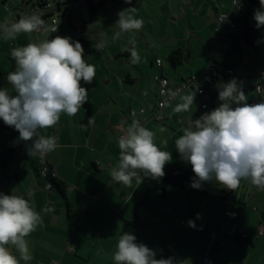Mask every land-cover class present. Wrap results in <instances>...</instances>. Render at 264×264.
<instances>
[{"label": "crops", "instance_id": "1", "mask_svg": "<svg viewBox=\"0 0 264 264\" xmlns=\"http://www.w3.org/2000/svg\"><path fill=\"white\" fill-rule=\"evenodd\" d=\"M16 2L18 4L15 6ZM27 2L28 0H14L13 5L17 15L13 17L21 18L28 8L30 10V5H26ZM170 2L171 0H132L131 4L124 2L121 5L107 2L106 6L98 11L89 24L91 52L84 54L85 62L94 65L96 69L91 84L81 82L82 86L88 89L87 107L83 106L72 117L62 113L54 128L41 130L42 135L57 137V148L61 149L59 153L52 151L44 154V157L38 154V158L36 155L30 157L26 155L21 159L18 153L14 152L17 155L7 160L8 137L3 134L6 155L4 157L0 151V164L7 165L14 160L22 165V168L16 171V178L21 186V192L16 195L29 200L31 206L41 213L43 219L42 225L25 238L32 259L29 261L20 259V264H52L53 262L115 264L112 256L116 251L120 235L125 232L134 235L137 243H143L153 249L157 259L171 257L176 264H202L203 257L220 260L217 264H264V253L257 252L259 246L264 244V234L259 233L261 228L264 229V216L261 214L257 217L247 208L243 210V202L234 203L229 217H225L224 212L217 207L219 204L216 199L222 197L238 199L236 190L230 191L224 188L230 196L224 193V195L220 194V197L209 185L191 190L185 187L181 188L183 191L180 192H175L177 190H172L169 186L163 194L161 190H151L158 184V179L142 178V183L134 180L131 186H124L113 182L110 176L111 169L119 159L117 138L122 134L121 128H127L134 119L138 120L130 115V111L146 109L147 115L152 116L151 106L157 103L160 90V84L156 81L158 75L168 77L170 93L176 92L178 95L164 108L163 122L151 120L143 126L156 133L157 145L166 151H169L167 147L170 141L180 135L178 131L162 123L170 122L171 118L178 120L182 118L181 113H175L173 109L181 102L179 96L191 90L182 88L184 80L189 82L191 77L186 78L185 75H181L180 79H175L164 63L162 66L158 65L157 60H162L160 52L164 56H169L168 54L177 48L185 49L181 41L186 39L187 26L184 24L186 20L190 25L188 31L190 38L198 35L201 37L200 34L205 33L211 35L214 40L219 16L230 13L234 8L232 0H176V3H179L174 6H171ZM128 7H135V16L143 20L144 26L141 30L123 34L119 39L113 40V36L119 31L118 26L115 25L118 20L117 13ZM160 13H163L162 17H165L166 13L170 15L175 31L170 32L168 27L171 26L164 23ZM157 17L159 23L155 25L154 19ZM147 28L156 32L155 37L149 35ZM59 29L62 32L60 24ZM129 40H135L140 56V61L136 64L131 63L130 54L127 55V52L123 51L125 46H130ZM101 41L106 42L105 47L101 51H96V44ZM218 45L219 43L216 44V48ZM15 46L18 45L14 39L8 42L3 50V54H7L9 60V54ZM205 46L208 55H211L208 68L210 70L214 61L218 60L217 50H210L207 42ZM193 47L194 43L191 39L187 52L190 54V59L194 58ZM14 69L12 63L11 66L5 63L4 69H0L2 76L0 88H8L13 94L14 90L7 82V75ZM171 77L174 79L172 80ZM88 113H91L94 120L90 132L86 134L82 120ZM0 129L10 133L9 137L12 138L15 149L17 146L27 154L29 145L18 140V131L5 125L2 119H0ZM162 141L167 142L166 146ZM69 149H71V158L66 156V150ZM170 152L172 162L178 163L173 161L174 153ZM58 155L60 157H57ZM48 164L57 166V177L68 186L71 217L63 204L61 194L53 188L48 189L43 183L46 177L42 171ZM23 180L27 181L26 184ZM209 187L211 189L208 190ZM148 191L152 205L146 208L139 204ZM260 192L258 190L255 195H251V192L249 201L258 197ZM4 194L15 195L11 190H7ZM160 195L162 198L166 196L173 198H165V203L161 204L158 202ZM244 196L245 194L240 199L243 200ZM49 206L53 207L54 211L44 213L42 209ZM235 213L237 217H234ZM237 219L239 221L235 222ZM254 219H260L262 225L257 227L258 221L251 224ZM189 220L195 222L196 228L188 226ZM126 221H129L128 226ZM235 224L251 232L249 242L252 244L233 240L228 246L226 245L227 248H223L224 239L221 236H225L226 241V235ZM189 229L193 230L191 238L187 236ZM214 233H217L216 241L212 239ZM6 247L19 259L20 253L14 246L6 245ZM222 252H225L224 257Z\"/></svg>", "mask_w": 264, "mask_h": 264}, {"label": "clouds", "instance_id": "2", "mask_svg": "<svg viewBox=\"0 0 264 264\" xmlns=\"http://www.w3.org/2000/svg\"><path fill=\"white\" fill-rule=\"evenodd\" d=\"M131 4L132 0H125ZM240 6V0H233ZM254 10L255 27H264V0ZM115 25L119 31L113 40L123 34L141 30L142 19L135 16V7L120 10ZM226 18V17H224ZM48 30L42 13L32 12L17 21L6 24L2 32L4 40H14L21 33ZM51 31L56 32L53 28ZM106 42L96 44L101 51ZM123 51L130 53V62L140 61L135 40ZM15 69L7 75V82L14 90L0 88V119L19 133L18 140L28 144L27 154H47L57 146V137L41 134L42 129L54 128L61 114L75 116L87 103L88 89L96 75L95 66L85 62L84 49L79 41L56 35L39 43H28L11 50ZM264 97V85L256 87ZM178 94L170 93L172 98ZM195 92L180 95L175 113L188 112L194 104ZM248 97L235 78L218 85L217 107L191 120L183 134L175 140L180 158L190 164L195 174L191 187L201 189L206 182H215L223 188L235 191L242 181L264 191V99L255 104L247 103ZM94 118H89L93 123ZM163 131V129H161ZM118 136L119 159L111 169L113 182L131 186L133 181L142 183L143 177L159 179L165 175V166L172 162L170 151L162 150L155 141L156 133L138 120L127 128H121ZM166 146V141H162ZM44 213L53 207L42 209ZM199 218V214H197ZM43 223L41 213L23 196L0 192V264H20L29 261L28 241L25 239ZM196 228L193 220L187 221ZM12 245L20 253L19 259L9 251ZM112 259L115 264H176L173 258H156V252L143 243H137L130 233L120 235Z\"/></svg>", "mask_w": 264, "mask_h": 264}, {"label": "rangeland", "instance_id": "3", "mask_svg": "<svg viewBox=\"0 0 264 264\" xmlns=\"http://www.w3.org/2000/svg\"><path fill=\"white\" fill-rule=\"evenodd\" d=\"M20 1V0H19ZM75 1V0H73ZM210 1V0H208ZM225 1V0H224ZM3 0H0V29H2L6 24H11L16 20V17H10L8 12L5 9V5L3 4ZM233 2V0H232ZM172 5L174 6L175 4L178 5L179 2L176 3V0H171L170 2ZM18 3H15V6ZM31 5V3H29ZM7 5L14 11V13H16V9L10 4L7 3ZM234 6V4H233ZM260 7V4L257 5H252L251 8L254 11L255 9H258ZM157 8H159V6H157ZM164 8L166 9V7L164 6ZM150 9V8H148ZM151 10V9H150ZM73 14L76 18L78 19H86V17L90 18V11L88 10V7L86 6V0H77L72 8ZM17 15V14H15ZM14 15V16H15ZM163 13H160V17L163 18L164 23L169 24L171 27L170 28V32L171 30L175 31L176 29L174 28L172 21L170 19V15L166 13L165 17H162ZM251 21L255 23V20L253 19V14L250 15ZM78 19H75V21H78ZM155 25L159 23V17L155 18ZM50 23V20H48ZM218 23V27H221L222 23L219 22V20L217 21ZM184 24H186L187 29H185V37L186 39H183L181 41V45H183V47H185V49L187 50V52H189V43L190 40H193L194 43V47H193V53H194V58L192 57L190 59V62H186L183 65L178 66L176 69H174L170 63L167 60L168 56H164V54L162 52H160V55L162 57L163 63L165 66H167L168 70H170V74L173 75V77L175 76V79H180L181 75H185L186 78L187 77H195L198 79H201L208 71L209 65H210V61H211V55H208L207 53V46H205V42H207L209 44L210 50H217L216 53V58H218V60L216 59L214 61V65L213 67H220L219 66V62L220 59L222 60V58L224 57V53L225 50L227 51V48L225 47V42L224 41H220L218 47L216 48V43L213 39L212 36H208L207 34H200L201 37L198 36H192L190 38V35L188 33L189 31V22L188 20H186L184 22ZM60 27L61 30L63 32V35L66 37H70L71 39L76 38L75 32L73 31L72 27L70 26V23L68 22L67 18H61L60 19ZM95 26H92V28H94ZM167 28V29H168ZM182 28V27H181ZM166 29V31H167ZM146 31L149 33V35L155 37V31L153 32L152 29H146ZM51 35L50 30H44L43 32H32V33H21L19 34L16 38H15V43L17 45H19L20 41L27 39L29 42L31 43H39L42 42L46 39H49V36ZM189 35V36H188ZM217 36H219L216 33V36L214 38H216ZM155 39V38H154ZM8 42H11V40H4L3 39V35L2 32H0V69H4L5 67V63H7L9 66H11V62L7 56V54H3V50H5V46H7ZM257 47H250L247 44H242V49L238 50V49H233L232 47L229 48L227 56L230 60L234 61L237 64V69H236V75L237 78L234 74L230 73L227 76V80L225 79H220L218 80L217 83L212 84L211 89L212 91H214L215 93L218 92V85L221 82H228L230 79L235 78L237 79L238 83L241 84L242 86V90L244 91L245 95L248 97L247 99V103L249 104H255V103H259L261 101H259L258 99V93L255 92L252 87H255L258 82L261 81V73L264 70V27L259 28V32L257 33ZM162 50V49H161ZM211 54V53H210ZM169 55V54H168ZM194 75V76H191ZM2 76L0 75V78ZM189 77V78H190ZM172 78V77H171ZM188 78V79H189ZM190 78V79H191ZM174 78H172L173 80ZM209 80H211L210 77H208ZM195 85V89L197 90L199 88V83L196 82L194 83ZM179 90V89H177ZM178 92V91H177ZM193 92L190 90L185 91L182 95H187V94H192ZM180 99V96H179ZM264 99V98H262ZM220 102L217 100L216 101V107L218 106ZM194 106H192L190 112H181V117L179 120L176 118H171L170 122H165L162 123L165 126H167L168 128L173 129L174 131H178L180 133L179 136H181L183 134V129L187 126V124L193 119H198L201 115H203L205 112H209L211 111L213 108L210 106L209 104V108L208 110L203 111L201 109V106L198 102V98L195 95L194 98ZM187 114V116H185ZM161 124V123H158ZM47 133H49L47 131ZM6 135V137H8V150L6 149V145L3 143V137L4 135ZM10 133L7 131H3L0 129V151L1 154L4 155L5 157V149H6V153H7V160H9L11 158V155L9 153V149H10V144L12 143V138L9 137ZM178 138V137H177ZM176 138V139H177ZM175 139V140H176ZM175 140L170 141L167 150L172 151L174 153V160L175 162L181 163V164H185L187 165L186 162H184L178 152L175 149ZM59 150L61 149H56L54 150L55 153H59ZM16 152L18 153V157L23 159L24 156H28L30 157L28 154H26L23 150L17 148L14 149L13 153ZM54 153V154H55ZM17 155V154H16ZM14 154L13 157L16 156ZM38 158V154L36 155ZM66 156L71 158V149L66 150ZM57 157H60V155H58ZM48 159H49V154H48ZM6 161V160H5ZM5 163V162H4ZM19 162H11L7 165L5 164H0V192L4 193L7 190H11L12 192L16 194H18L19 192H21V186L20 183L18 181V179L16 178V174H17V170L22 168V165L18 164ZM160 183L161 179H158ZM26 180H23V183L26 184ZM45 183V187L47 186V182L46 180H44ZM210 186L213 187V189H211V187L208 188L211 190H214L215 192H217V194L220 196L224 195V188L223 185H218L216 184L214 181L213 182H207ZM190 183H187L186 188H188L189 190L194 189L190 186ZM75 186V185H74ZM203 187H207V185H202ZM172 190H177L175 192H180L183 191L181 190V188H175V187H170ZM253 186L246 182V181H242L240 186L236 189L237 193H238V199L234 200L233 198H228V197H222V199H216V201L218 202L219 206L218 209L221 210L222 212H224V216L225 217H229L230 214V209L231 207L234 205V203H240L243 202L242 204V209L245 210V208H247L249 210V212H252V214H256L257 217H259V215L261 216V214L264 216V191L259 190V194L258 197H254L252 200L249 201V196L250 193L252 192ZM162 193V192H161ZM189 193V192H188ZM245 194L244 199L241 200L240 198L242 197V195ZM62 196V195H61ZM175 197H178V195H175ZM221 197V196H220ZM63 198V197H62ZM165 198L169 199V198H173V196H166ZM165 198H162V195H160L158 197V202L159 203H165ZM251 203V204H250ZM63 204L65 205V200L63 199ZM216 206V205H215ZM66 207V205H65ZM237 213L234 214V217H237ZM241 216V214H240ZM219 217V216H218ZM224 220H226V218H224ZM264 220V219H263ZM239 219H237L235 222H238ZM258 221V222H257ZM257 222V223H256ZM257 227H260L262 224H260V219L259 220H252L251 224H255ZM260 225V226H259ZM260 229V228H258ZM187 236L189 238L193 237V230L189 229ZM224 241H225V236H221ZM212 239L213 241H216L212 235ZM245 244H248L247 242H244ZM223 248H227L226 246H223ZM258 253H264V244H261L258 248Z\"/></svg>", "mask_w": 264, "mask_h": 264}, {"label": "trees", "instance_id": "4", "mask_svg": "<svg viewBox=\"0 0 264 264\" xmlns=\"http://www.w3.org/2000/svg\"><path fill=\"white\" fill-rule=\"evenodd\" d=\"M77 0L73 1V0H67V4H70L71 6L74 5V3ZM107 2H112L116 5H121L125 2V0H86V6L88 7V10L90 11V18L88 19H78V24H73L72 22V18L68 19V22L70 23V26L72 27L73 31L75 32L76 38L72 39L74 41H79L84 49V54L90 53L91 52V42L90 39L88 37V33H89V24L91 23V21L96 17L98 11L100 9H102L103 7L106 6ZM31 3V5L29 4ZM14 4V3H13ZM12 4V6L14 7V5ZM259 4V0H240V6L236 5L233 10L230 12L229 14V18H230V22L235 24V28L233 29V32L228 33L225 35V38L223 39L225 41V43L228 45L227 47V51L225 50V55L222 58V60L218 61L219 62V66L223 67L221 70L218 67H210V70H208V72L201 78H194L193 81L188 82V80H184L185 83L189 84L191 86V91H194L195 94L196 93V89L194 87V83L198 82L199 83V87L203 86L207 92L210 94L211 98L207 101H205L204 99L201 98V96L197 97L199 98V104L201 106V109L203 111L207 110L209 108V104L210 106L214 109L216 107V101L218 100V92L215 93L214 91H212L211 86L214 83H217L218 80L220 79H225L227 80V76L232 73L236 76V69H237V64L230 60L227 56L228 50L230 47H232L233 49H238L241 50L242 49V44H247L250 47H257V33L259 32V29L255 27V23L251 21L250 15H252L254 13V11L252 10L251 6L252 5H257ZM4 5H5V1H4ZM26 5H30V10L28 8L27 13H32V12H40L41 9L44 6V0H28V2L26 3ZM18 7V6H17ZM65 15H61V18H64ZM20 19V16L17 17V20ZM42 19H44L45 21V25L46 28L48 27V20H49V15L46 16H42ZM51 35L49 36V39L54 38V36L59 35V36H64L63 33L60 31V29L57 32H50ZM29 42L28 40H22L20 41L18 46L15 47H20L23 45H26ZM127 55L130 53H126ZM11 63H12V67L15 68V62L11 57V53L9 54ZM168 62L170 63V65L176 69L178 66L183 65L185 62H188L190 60V54L187 53V51L184 48H177L176 50L172 51L169 56L167 57ZM217 71V73L215 72ZM264 71V70H263ZM262 71V73H263ZM214 73H216L214 75ZM261 73V82L263 83V74ZM161 76H165V75H161ZM166 77V76H165ZM208 77L211 78V80L208 79ZM168 78V77H167ZM169 79V78H168ZM237 80V79H236ZM169 83H170V79H169ZM258 83V84H260ZM257 84V85H258ZM252 87V89L256 92V87ZM262 98L259 94H258V99L259 101H262ZM158 103V101H157ZM157 103L155 105H157ZM206 104L207 108L203 109L202 105ZM154 105V106H155ZM84 107H87V103L84 105ZM164 115V112H163ZM92 117L91 113H88L86 115V117L82 120V126L84 129V132L86 134H88L91 130V127L93 125V123H89V118ZM93 118V117H92ZM165 119V116H164ZM158 121V122H163L164 121ZM151 121V120H150ZM156 121V120H153ZM15 149V144L14 142H12L10 144V149H9V153L11 155V158H13L14 156V151ZM165 175L161 178V182L156 184L151 190H161L163 192V194L166 193V189L167 187H175V188H185L187 183H192V178L194 177V173L192 171V167L190 164H181V163H169L165 166ZM143 179H151V177H143ZM46 180L48 183H50L52 185V188L57 190L63 197V199L65 200V205H66V209H67V213L68 215L71 217L72 216V212H71V204L68 198V186L67 184L61 180L60 178H58L57 176H53L51 172H49L46 176ZM202 185H209L207 182L203 183ZM210 186V185H209ZM254 188V186H253ZM253 190V189H252ZM149 192H147V194L145 195V197L142 199L141 203L139 205L144 206L146 208L151 207L152 205V201L150 199L149 196ZM226 196H230V193L228 191H224ZM229 198V197H228ZM127 222V226L129 225V221ZM237 225V224H235ZM250 231H249V235H250ZM260 233V232H259ZM264 234V232H263ZM260 234V235H263ZM249 235L246 238H242L240 235H236V238H233L235 241L238 242H242V241H246L249 244H252L251 242H249ZM229 244V242H228ZM228 246V245H227ZM224 254V255H223ZM222 256H225V252H222ZM209 258V257H208ZM212 259V258H211ZM220 261V260H219ZM202 264H203V258H202Z\"/></svg>", "mask_w": 264, "mask_h": 264}, {"label": "built area", "instance_id": "5", "mask_svg": "<svg viewBox=\"0 0 264 264\" xmlns=\"http://www.w3.org/2000/svg\"><path fill=\"white\" fill-rule=\"evenodd\" d=\"M5 1V9L8 12L10 16H14L15 13L14 11L7 5V3H10L11 5L14 3V0H4ZM67 0H44V6L41 9L39 13H42V16L49 15V20L48 21V27L47 29L51 31V29L55 28L57 31L59 30V24H60V16L65 15V18L70 19L72 18L73 24H78V21H75L77 19L72 11L73 5L71 6L70 4H67ZM236 5H234L235 7ZM30 14L29 12H25L24 15ZM229 14H221L219 16V22L222 23L221 27H218L216 29V33L219 35L216 38H214V41L217 42L216 44L220 43V41H224L223 39L225 38V35L228 33L233 32V29L235 28V24L230 22ZM226 17V18H224ZM56 31V32H57ZM216 36V34H215ZM214 36V37H215ZM225 42V41H224ZM227 44L225 43V47L227 48ZM157 63L159 66H162L163 62L161 59L157 60ZM223 67H219L221 70ZM217 73V71H215ZM214 73V75L216 74ZM263 80H264V71H263ZM195 77L191 78L190 81H193ZM156 81L160 84V90L158 93V103L157 105H152V116H148L146 109H141L139 111L137 110H131L130 115L134 118H137L140 124H144L150 120H156V121H161L164 119L163 115V110L166 107V105L173 100V98L170 96V91H169V79L165 76L158 75L156 76ZM264 85L263 83L258 84L257 86ZM182 88H191V86L187 83L182 84ZM196 93L198 96H201L202 99L205 101L209 100L211 98L210 94L207 92V90L203 87L200 86L197 90ZM203 109L207 108L206 104L202 105ZM42 157H44V154H41ZM51 172L53 176H57V166L53 164H48L45 165L43 168L42 173L46 177L47 174ZM48 189L52 188V185L50 183L47 184ZM258 191L257 188H253V191L251 195H255L256 192ZM264 229H260V234H263ZM236 235H240L242 238H246L249 235V231L240 228L238 225H234L231 230L228 232L226 235V241L222 242L223 246L228 245V242L233 241V238H236ZM214 239H217V233L213 234ZM224 255V254H223ZM219 260L211 259L208 257H203V264H217ZM52 264H58V262H53Z\"/></svg>", "mask_w": 264, "mask_h": 264}]
</instances>
